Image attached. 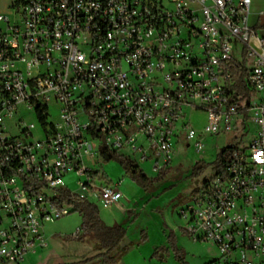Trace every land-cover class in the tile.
Wrapping results in <instances>:
<instances>
[{"label":"built area","instance_id":"1","mask_svg":"<svg viewBox=\"0 0 264 264\" xmlns=\"http://www.w3.org/2000/svg\"><path fill=\"white\" fill-rule=\"evenodd\" d=\"M251 4L11 0L0 12V264L47 244L44 224L73 212L61 189L96 206L121 201L123 179L100 169L105 153L156 177L176 144L201 150L245 116L257 125L248 143L229 145L223 174L177 215L187 236L218 252L206 264H264V38Z\"/></svg>","mask_w":264,"mask_h":264},{"label":"rangeland","instance_id":"2","mask_svg":"<svg viewBox=\"0 0 264 264\" xmlns=\"http://www.w3.org/2000/svg\"><path fill=\"white\" fill-rule=\"evenodd\" d=\"M10 2L11 0H0V12L6 13L9 10L7 6ZM19 117L22 120L34 123L38 127L36 114L33 110L24 111L22 108ZM244 120V125H236L234 131L229 133L220 132L217 135L207 136L205 138V146L201 150H195L193 146L185 147L176 144L171 169L166 172L163 179L154 183L152 190L154 193H159L162 189L169 191L159 198L152 199L145 208H143L144 202L142 203L141 199L146 192L124 174L117 160H102L100 169L106 179H123L121 187L123 199L119 205H123L129 200L134 202L138 212H140L139 223L147 226V241L150 246L154 247L153 251L165 241L166 244L163 246H168L167 237L169 231L172 230L177 236V246L184 250L185 264H206L210 259L218 255L211 243H196L186 235L182 227V221L177 215V210L192 194L201 190L206 181L211 180L215 176L216 172L213 163L222 148L229 145L245 146L248 143L251 135L257 129V125L251 120L250 116H245ZM192 123L197 126L201 125L203 116H193ZM92 165L93 167L100 166L94 164V162ZM148 165V163L140 164L146 171H149ZM196 165L199 167L197 170L194 168ZM76 179L77 176L73 173L65 176V183L71 190L76 189ZM157 203L160 206V210H162L161 213L159 210L157 212L154 209L150 212V209ZM97 207L102 206L97 205ZM114 208L115 206H110L109 210H114ZM164 218L168 226L164 223ZM81 220V215L73 211L63 218L45 223L43 231L47 244L43 247H37L34 252L28 253L29 256L27 254L20 264H43L44 255L46 256L48 253L59 255L70 250V245L77 241L68 237L72 236L74 231L81 226ZM174 226H177L178 234L174 231ZM55 257L56 255H50L47 260L52 261ZM156 261V264H181L174 259L172 253L166 256L165 260Z\"/></svg>","mask_w":264,"mask_h":264},{"label":"trees","instance_id":"3","mask_svg":"<svg viewBox=\"0 0 264 264\" xmlns=\"http://www.w3.org/2000/svg\"><path fill=\"white\" fill-rule=\"evenodd\" d=\"M230 153V146L224 147L218 152L213 163L216 175L223 174L225 171L229 163ZM104 157L106 161L110 159L117 160L124 174L145 192L152 191L154 183L163 179L167 172L162 171L156 177H148L139 170L135 163L120 154L110 152L105 153ZM194 168L197 170L199 167L196 165ZM59 201L71 205L73 211L78 212L82 218L78 233L68 238L80 243L91 244L93 248L103 250L98 255L102 260V264H115L127 252L128 248L122 245L126 237V228L122 223L105 224L95 204L80 198L77 193H71L67 189L60 190ZM147 239L146 232L142 230L137 244H142ZM176 239V234L170 230L167 237L168 246L156 247L150 255V259L163 261L166 256L172 253L177 262L185 264L184 250L177 246ZM84 262H87V260Z\"/></svg>","mask_w":264,"mask_h":264},{"label":"crops","instance_id":"4","mask_svg":"<svg viewBox=\"0 0 264 264\" xmlns=\"http://www.w3.org/2000/svg\"><path fill=\"white\" fill-rule=\"evenodd\" d=\"M260 12L264 13V0H252L250 23L264 38V26L260 25ZM167 191L169 190L162 189L159 193H154L153 191L146 192L141 199V202H144L143 208L148 206L152 199L159 198ZM119 203L113 205L115 206L114 210H109V207H98L99 215L105 224L112 225L114 223H122L126 228V237L122 245L126 246L128 250L115 264H156V260L150 259V255L152 254L154 247L150 246L148 241L143 244H137L140 232L144 230L147 234L146 224L139 223L140 212H138V208H136V205L132 202V200L127 201L123 205H119ZM152 209L157 212L160 211V213L162 211L160 210L158 203L150 209V212H152ZM164 221L167 225L168 223L165 218ZM173 229L178 234L177 226H174ZM165 244L166 241L160 245ZM70 246L71 249L63 252L62 254L57 255L54 253H48L46 256L44 255L43 264H102V260L98 257V255L102 253L103 250L95 249L91 244L80 242H74ZM50 255H56L55 259L48 261L47 257ZM27 256H29V254ZM86 260L87 262H84Z\"/></svg>","mask_w":264,"mask_h":264},{"label":"water","instance_id":"5","mask_svg":"<svg viewBox=\"0 0 264 264\" xmlns=\"http://www.w3.org/2000/svg\"><path fill=\"white\" fill-rule=\"evenodd\" d=\"M260 25L264 26V14L260 16Z\"/></svg>","mask_w":264,"mask_h":264}]
</instances>
